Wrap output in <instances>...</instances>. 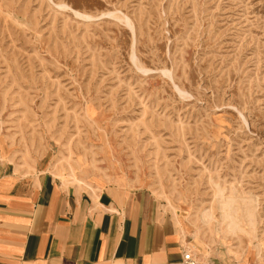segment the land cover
<instances>
[{"label": "rangeland", "instance_id": "374dc122", "mask_svg": "<svg viewBox=\"0 0 264 264\" xmlns=\"http://www.w3.org/2000/svg\"><path fill=\"white\" fill-rule=\"evenodd\" d=\"M187 209L201 264H264V0H0V158Z\"/></svg>", "mask_w": 264, "mask_h": 264}, {"label": "crops", "instance_id": "0c3cea01", "mask_svg": "<svg viewBox=\"0 0 264 264\" xmlns=\"http://www.w3.org/2000/svg\"><path fill=\"white\" fill-rule=\"evenodd\" d=\"M187 209L147 189L26 173L0 158V264H159L200 256ZM200 259V258H199Z\"/></svg>", "mask_w": 264, "mask_h": 264}, {"label": "built area", "instance_id": "2783aa9c", "mask_svg": "<svg viewBox=\"0 0 264 264\" xmlns=\"http://www.w3.org/2000/svg\"><path fill=\"white\" fill-rule=\"evenodd\" d=\"M159 264H201L198 255L191 247H187L182 254V259L177 262H165Z\"/></svg>", "mask_w": 264, "mask_h": 264}]
</instances>
